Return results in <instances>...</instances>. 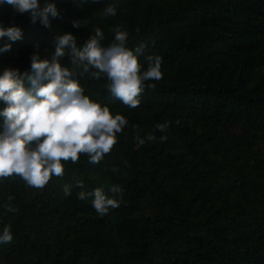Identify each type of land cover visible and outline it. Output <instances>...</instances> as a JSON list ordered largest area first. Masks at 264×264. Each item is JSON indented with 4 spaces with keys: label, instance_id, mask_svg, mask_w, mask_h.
Segmentation results:
<instances>
[{
    "label": "trees",
    "instance_id": "1",
    "mask_svg": "<svg viewBox=\"0 0 264 264\" xmlns=\"http://www.w3.org/2000/svg\"><path fill=\"white\" fill-rule=\"evenodd\" d=\"M40 2L61 13L50 28L0 4L3 27L22 32L0 38V48L11 45L0 52V74L30 72L31 55L50 57L57 35L72 33L82 47L99 28L108 47L121 26L127 47L162 57L163 78L146 81L130 108L111 96L106 78L73 77L129 124L99 164L81 156L42 190L19 177L0 181V231L11 225L13 234L0 243V264H264V0ZM109 5L115 16H104ZM70 59L66 50L71 68ZM113 185L123 203L103 217L91 199L77 198L97 188L111 197Z\"/></svg>",
    "mask_w": 264,
    "mask_h": 264
},
{
    "label": "clouds",
    "instance_id": "2",
    "mask_svg": "<svg viewBox=\"0 0 264 264\" xmlns=\"http://www.w3.org/2000/svg\"><path fill=\"white\" fill-rule=\"evenodd\" d=\"M0 4L10 5L20 14L28 13L33 24L39 21L49 28L52 19L61 17L55 3L42 5L40 0H0ZM103 14L115 16L117 10L109 5ZM81 25L79 20L73 22L75 28ZM112 31L115 39L108 47L101 43L104 34L99 28L82 47L78 46L77 37L72 33L57 35L50 57L42 58L38 52L31 55L30 72L6 68L0 74V102L5 105L0 110V117H3L0 124V181L19 177L29 187L42 190L53 177L64 175L66 164H77L81 156H87L90 164H99L112 152L119 142V135L129 124L128 119L122 114H113L109 106L85 95V89L73 77L79 74L96 80L106 78L111 96L130 108L140 105L146 81L163 78L161 56H144L143 45L135 50L127 47L129 33L121 26ZM5 36L16 41L22 32L16 26L5 29L0 23V38ZM10 48L11 45L6 44L0 52ZM66 50L71 56L67 63L71 68L63 63ZM25 78L29 86L25 85ZM155 127L165 132L169 123H159ZM146 139L152 141L155 136L148 135ZM166 139V136L161 137L162 141ZM137 141L139 145L145 143L140 137ZM76 186L84 187L82 181H77ZM63 190L70 195L72 186L66 184ZM110 191L115 195L110 197L100 188L91 192L82 190L77 198L81 201L91 199L92 207L103 217L123 203L124 190L119 185H113ZM12 199L14 197L10 196L9 200ZM7 211L15 209L9 206ZM12 240L11 225H5L0 231V243H11Z\"/></svg>",
    "mask_w": 264,
    "mask_h": 264
}]
</instances>
